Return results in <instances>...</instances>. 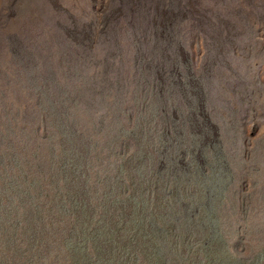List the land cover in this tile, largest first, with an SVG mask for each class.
<instances>
[{
    "label": "rangeland",
    "instance_id": "374dc122",
    "mask_svg": "<svg viewBox=\"0 0 264 264\" xmlns=\"http://www.w3.org/2000/svg\"><path fill=\"white\" fill-rule=\"evenodd\" d=\"M50 111L71 114L78 147L108 129L101 117L141 120L129 144L162 163L168 223L210 240L219 227L232 254L264 238V0H0V206L11 175L63 150L53 124L29 120Z\"/></svg>",
    "mask_w": 264,
    "mask_h": 264
},
{
    "label": "trees",
    "instance_id": "16d2710c",
    "mask_svg": "<svg viewBox=\"0 0 264 264\" xmlns=\"http://www.w3.org/2000/svg\"><path fill=\"white\" fill-rule=\"evenodd\" d=\"M83 85L69 87L80 93ZM115 85L123 92L124 85ZM44 88L38 87L39 97ZM62 103L83 111L77 102L70 108L65 97ZM51 111L29 120L43 117L61 132L62 155L51 151L35 175H11L10 193L3 189L9 198L0 206V264H264V238L256 245L243 243L232 254L219 227L213 228L219 240H210V231L186 227L182 232L168 223L167 212L161 216L162 163L147 162L149 147L141 140L129 144L144 135L141 120L128 130L127 115L101 117L108 129L91 130L88 136L85 131L81 139L86 143L78 147L74 118L68 113L62 121V113ZM151 131L149 144L155 137ZM147 194L160 202L154 206ZM171 253L170 261L164 258Z\"/></svg>",
    "mask_w": 264,
    "mask_h": 264
}]
</instances>
